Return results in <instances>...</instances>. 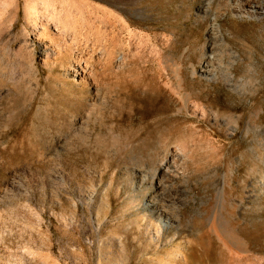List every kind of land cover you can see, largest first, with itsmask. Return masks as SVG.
I'll return each instance as SVG.
<instances>
[{
    "label": "rangeland",
    "instance_id": "374dc122",
    "mask_svg": "<svg viewBox=\"0 0 264 264\" xmlns=\"http://www.w3.org/2000/svg\"><path fill=\"white\" fill-rule=\"evenodd\" d=\"M0 264H264V0H0Z\"/></svg>",
    "mask_w": 264,
    "mask_h": 264
},
{
    "label": "bare ground",
    "instance_id": "6f19581e",
    "mask_svg": "<svg viewBox=\"0 0 264 264\" xmlns=\"http://www.w3.org/2000/svg\"><path fill=\"white\" fill-rule=\"evenodd\" d=\"M252 2H250V4H251ZM251 6V8H253L252 9V11H251V13H253V14H255L258 10H257V8L256 7H258V6H256V4L253 6V5H250ZM262 8V7H261ZM39 25V24H38ZM82 78H83V76H82ZM165 166V165H164ZM165 168V167H164Z\"/></svg>",
    "mask_w": 264,
    "mask_h": 264
}]
</instances>
